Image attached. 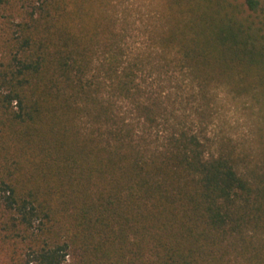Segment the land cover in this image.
<instances>
[{"label": "trees", "instance_id": "obj_1", "mask_svg": "<svg viewBox=\"0 0 264 264\" xmlns=\"http://www.w3.org/2000/svg\"><path fill=\"white\" fill-rule=\"evenodd\" d=\"M0 4L9 264H264V129L257 153L212 129L264 116V0H149L126 27L109 0Z\"/></svg>", "mask_w": 264, "mask_h": 264}, {"label": "rangeland", "instance_id": "obj_2", "mask_svg": "<svg viewBox=\"0 0 264 264\" xmlns=\"http://www.w3.org/2000/svg\"><path fill=\"white\" fill-rule=\"evenodd\" d=\"M147 2L149 0H109L107 7L112 12L114 10L116 17L125 26V20L140 19L146 15ZM18 19H20L18 13L10 5L0 4V67L10 59V40ZM262 113L259 107L251 111L226 106L221 109L220 116L217 118L219 124L217 123L215 128L212 126V129L220 134L247 140V145L252 147L254 153H257L260 146V131L264 129ZM249 130L251 132L248 134ZM8 260V256L3 251L0 252V264H9Z\"/></svg>", "mask_w": 264, "mask_h": 264}]
</instances>
